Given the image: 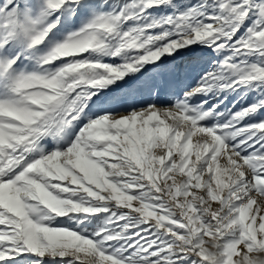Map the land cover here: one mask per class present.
<instances>
[{
    "label": "snow or ice",
    "instance_id": "snow-or-ice-1",
    "mask_svg": "<svg viewBox=\"0 0 264 264\" xmlns=\"http://www.w3.org/2000/svg\"><path fill=\"white\" fill-rule=\"evenodd\" d=\"M264 257V0H0V264Z\"/></svg>",
    "mask_w": 264,
    "mask_h": 264
},
{
    "label": "clouds",
    "instance_id": "clouds-1",
    "mask_svg": "<svg viewBox=\"0 0 264 264\" xmlns=\"http://www.w3.org/2000/svg\"><path fill=\"white\" fill-rule=\"evenodd\" d=\"M254 264H264V257L254 256L253 257ZM239 264V262H238Z\"/></svg>",
    "mask_w": 264,
    "mask_h": 264
}]
</instances>
